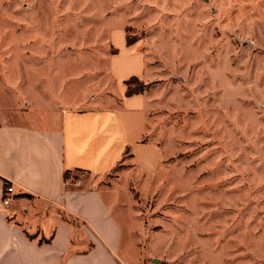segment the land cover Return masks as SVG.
Listing matches in <instances>:
<instances>
[{"label": "rangeland", "instance_id": "1", "mask_svg": "<svg viewBox=\"0 0 264 264\" xmlns=\"http://www.w3.org/2000/svg\"><path fill=\"white\" fill-rule=\"evenodd\" d=\"M118 27L147 55L146 140L168 159L100 186L130 183L158 264H264V0H0V93L93 108Z\"/></svg>", "mask_w": 264, "mask_h": 264}, {"label": "crops", "instance_id": "2", "mask_svg": "<svg viewBox=\"0 0 264 264\" xmlns=\"http://www.w3.org/2000/svg\"><path fill=\"white\" fill-rule=\"evenodd\" d=\"M109 42L114 89L94 98L86 93L93 108L19 107L0 93V264L159 262L151 258L158 235L135 215L130 183L100 186L125 159V179L157 173L168 159L160 144L146 140L151 92L127 96V80L151 82L146 53L128 43L123 27L111 30ZM9 184L15 197L4 206ZM179 252L188 253H171Z\"/></svg>", "mask_w": 264, "mask_h": 264}, {"label": "built area", "instance_id": "3", "mask_svg": "<svg viewBox=\"0 0 264 264\" xmlns=\"http://www.w3.org/2000/svg\"><path fill=\"white\" fill-rule=\"evenodd\" d=\"M71 183H74L76 186H80L82 184L81 178H74L69 180ZM15 193H14V187L12 184L6 185L4 190V197H3V205L9 206L10 203L14 200Z\"/></svg>", "mask_w": 264, "mask_h": 264}, {"label": "trees", "instance_id": "4", "mask_svg": "<svg viewBox=\"0 0 264 264\" xmlns=\"http://www.w3.org/2000/svg\"><path fill=\"white\" fill-rule=\"evenodd\" d=\"M129 43V42H128ZM130 44V43H129ZM131 45V44H130ZM139 81V79H137V78H131V79H129V80H127L126 81V85H127V87H128V89H127V96H132V95H134V94H140V93H143V92H145L148 88H149V86L150 85H146V84H142V85H138L137 87H135V89L134 88H132V82L133 81Z\"/></svg>", "mask_w": 264, "mask_h": 264}]
</instances>
